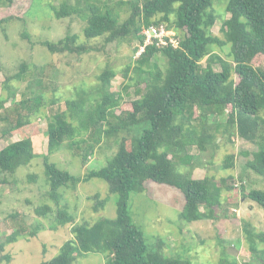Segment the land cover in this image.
I'll use <instances>...</instances> for the list:
<instances>
[{
    "label": "trees",
    "instance_id": "trees-1",
    "mask_svg": "<svg viewBox=\"0 0 264 264\" xmlns=\"http://www.w3.org/2000/svg\"><path fill=\"white\" fill-rule=\"evenodd\" d=\"M213 2L75 0L74 4L63 1L58 8L48 5L55 19L77 15L86 22L85 44L78 42L76 34H67L56 42L38 43L51 54L82 55L90 48L87 42L98 38L104 43L124 40L136 43L133 50L136 53L143 44V29L159 25L176 31L179 47L147 45L133 66L128 65L123 78L133 83L123 84L122 90L131 85L138 96L130 102L129 109L116 114L123 97L121 90L114 92L110 87L116 72L105 68L97 76L101 95L96 101L84 106L79 99L68 100L65 110L53 114L46 122L47 152L43 155V167L49 187L47 197L52 205L36 206L34 213L38 217L51 216L53 230L71 224V238L54 257L38 264H72V253L102 254L106 264H189L182 257L165 255L161 241L154 242L152 247L147 244L143 231L130 216L129 199L132 193L144 191L145 183L151 181L183 195L184 207L179 217L182 221L217 219L222 193L236 192L235 178L206 175L196 179L189 168L195 159L192 149L217 148L218 133L257 144L258 150L245 165L264 179V70L253 66L257 58L264 65V0H226L225 12L229 17L221 27L223 39L212 33L218 20ZM121 12L129 14L122 19ZM22 35L30 41L28 34ZM225 45L230 46V60L213 50ZM158 56L165 60L164 70L152 62ZM25 68L23 65L22 71ZM130 68L133 76L128 75ZM226 107L230 112L225 124H208L209 112L216 115ZM28 123L29 117L18 119L15 128ZM111 138L117 143L116 152L104 166L84 175L74 176L48 159L62 148H76L85 164L96 148ZM30 151V139L0 149V185L8 182L6 174L12 175L19 167L28 165L33 158ZM233 160V154H228L221 169L233 168ZM93 178L104 181L108 193L116 195V216L100 218L93 224L74 223L67 204H62L60 189L75 190L78 184ZM240 190L244 200L264 211L263 190H245L242 185ZM93 199L94 212L105 207L107 200H99L98 194ZM243 225L248 253L258 259V264H264V231L255 232L248 223ZM36 234L35 230L27 234L14 232L7 240L14 242L17 236Z\"/></svg>",
    "mask_w": 264,
    "mask_h": 264
},
{
    "label": "rangeland",
    "instance_id": "rangeland-1",
    "mask_svg": "<svg viewBox=\"0 0 264 264\" xmlns=\"http://www.w3.org/2000/svg\"><path fill=\"white\" fill-rule=\"evenodd\" d=\"M75 0H0V149L6 145L30 139L33 158L27 166L19 167L12 175H5L8 182L0 185V264H38L58 253L60 246L71 238V224L58 226L53 230L52 217H38L34 208L47 203L49 189L45 180L43 155L47 152L46 122L53 114L65 110L66 101L81 100L84 106L94 102L101 95L97 76L105 68H111L116 76L111 80V90H121L122 109H129L130 102L137 98L133 86L126 91L123 84L124 70L133 66L136 43L119 41L104 43L101 38L87 42L89 50L82 55L51 54L41 41L56 42L67 34L78 35L79 43H86L83 29L85 20L77 15L55 19L48 5L59 7ZM226 0H214L213 9L218 17L212 33L223 39L221 27L229 17L225 12ZM129 13L121 12V18ZM30 41L23 37V33ZM177 36V35H176ZM31 43H34L32 45ZM215 53L230 60V46L214 47ZM159 70L165 69V60L158 56ZM204 63V61H202ZM26 68L22 71V67ZM253 66L264 70L261 58ZM218 69V66H214ZM133 68L128 71L133 76ZM24 102V106H22ZM39 109V112H35ZM214 111V110H213ZM229 107L207 114L208 124H225ZM40 113V115H38ZM29 117L30 123L16 129L18 119ZM234 134V133H233ZM217 148L207 147L204 151L193 148L191 154V176L199 179L214 176L216 179L233 176L234 190L221 195L222 206L216 209L217 219H205L192 223L181 220L184 197L176 189L147 181L144 191L130 195V216L141 228L147 244L161 241V250L169 257H182L189 264H258V259L248 253L243 223H248L255 232L264 231V211L256 204L241 197L240 186L245 190L264 191V179L246 168V162L258 150V145L240 139L217 134ZM83 147V145H82ZM117 150L114 139L103 141L88 162L82 164L79 150L62 148L49 156V161L59 169L74 176L84 175L90 170L104 166L107 159ZM228 154L234 156V166L222 170L221 165ZM32 176L34 180H30ZM62 204L66 203L74 223L93 224L100 218L116 216V195L108 193L107 184L93 178L80 183L76 189H60ZM98 194L99 200H107L105 207L93 211ZM35 230V236H17L16 241L7 238L14 232L27 234ZM8 256L9 260L2 259ZM72 264H106L102 254L72 253Z\"/></svg>",
    "mask_w": 264,
    "mask_h": 264
},
{
    "label": "built area",
    "instance_id": "built-area-1",
    "mask_svg": "<svg viewBox=\"0 0 264 264\" xmlns=\"http://www.w3.org/2000/svg\"><path fill=\"white\" fill-rule=\"evenodd\" d=\"M176 31L167 29L164 25L150 26L143 29V44L139 45L135 53L138 57L147 45L154 44L156 46L166 47L170 45L173 48L179 47V40L176 36Z\"/></svg>",
    "mask_w": 264,
    "mask_h": 264
}]
</instances>
